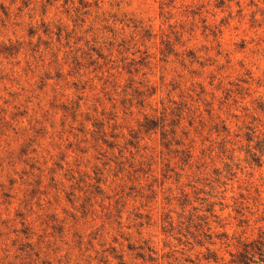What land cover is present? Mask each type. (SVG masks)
<instances>
[{
    "label": "rangeland",
    "instance_id": "1",
    "mask_svg": "<svg viewBox=\"0 0 264 264\" xmlns=\"http://www.w3.org/2000/svg\"><path fill=\"white\" fill-rule=\"evenodd\" d=\"M258 101L264 0H0V264L228 261Z\"/></svg>",
    "mask_w": 264,
    "mask_h": 264
},
{
    "label": "trees",
    "instance_id": "2",
    "mask_svg": "<svg viewBox=\"0 0 264 264\" xmlns=\"http://www.w3.org/2000/svg\"><path fill=\"white\" fill-rule=\"evenodd\" d=\"M253 110L245 134L246 154L250 164L260 167L264 158V101H258ZM206 237L210 242L209 245L215 246L216 243L212 242V238L209 235ZM222 238L228 240L225 234L218 236L217 239L221 241ZM206 252L207 264L210 262L213 264H264V231L255 240L239 242L237 251L229 253L228 261H225L223 257L218 258L209 249H206Z\"/></svg>",
    "mask_w": 264,
    "mask_h": 264
}]
</instances>
